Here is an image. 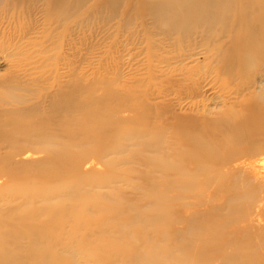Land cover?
<instances>
[{"label":"rangeland","instance_id":"374dc122","mask_svg":"<svg viewBox=\"0 0 264 264\" xmlns=\"http://www.w3.org/2000/svg\"><path fill=\"white\" fill-rule=\"evenodd\" d=\"M100 2H89L77 16L62 23L58 22L56 12H8L0 3V31L5 33L0 37V115L5 114L6 108L15 107L2 97L10 86L19 87L15 93L29 98L27 105L35 104L39 109H46L50 98L67 91L79 99L107 94L103 96L106 102H110L108 91H115L127 98L129 107L113 114L116 119L110 117L111 111H105L125 130L137 124L135 106L141 105L150 111L151 117H159L161 123L168 125L175 118L205 125L229 114L231 106L224 97L230 89L220 91L217 83H208L213 76L203 81L197 80L196 72L191 76V70L205 64L203 50H196L192 57L181 56V49L168 47V42L161 43L160 35L150 32L149 16L131 25L122 24L123 11L131 8L130 0H122L116 16L107 10L100 14ZM146 27L149 34L145 33ZM2 44L8 49L2 50ZM159 44L168 50L159 49ZM163 58L166 60L161 61ZM252 79L250 89L264 96V62ZM249 94L245 92V97ZM236 107L237 111L242 108ZM140 127L150 134L139 136L138 145L118 133L119 143L125 149L118 154L111 153L112 141L107 140L108 145L96 153L90 150L95 144L93 139L74 138L79 145L69 149L84 153L77 171L79 178L61 175L43 182L35 165L47 154L21 141V151L12 163H18L16 173L26 179L14 182L13 174L0 168V193L10 191L11 185L39 193L38 188L43 185L82 182L76 200H66L69 207L77 205L80 218L70 215L71 208L67 206V216L56 213L62 222L53 231V241L39 243L43 248L52 246L61 264H185L187 259L190 264L189 259L201 250L203 257L198 261L204 264H264V165L257 162L264 159V153L242 158L251 161V167L247 166L245 171L229 169L223 181L210 180L209 164L186 155V144L169 125L165 130L162 127L165 132L159 139L165 136L169 143L174 135L172 150L182 156L176 170L164 174L146 163V159L159 158L160 154L152 152L150 146L139 145L153 142L152 131L157 128L153 124ZM10 150V146L1 147L0 159ZM108 161L113 164L107 165ZM225 171H214L213 177ZM111 176L112 184L105 185L103 179ZM152 191L159 193L158 202ZM164 200L169 212L165 221L157 215L164 209ZM61 201L35 198L30 204L19 205L23 199L17 196L12 203L0 201V211H18V215L39 210L37 221L49 224L54 211L49 208L57 207ZM85 204L90 205L85 208ZM7 239L14 255H29L33 238ZM150 250L158 256L154 262L148 259Z\"/></svg>","mask_w":264,"mask_h":264},{"label":"bare ground","instance_id":"6f19581e","mask_svg":"<svg viewBox=\"0 0 264 264\" xmlns=\"http://www.w3.org/2000/svg\"><path fill=\"white\" fill-rule=\"evenodd\" d=\"M94 1L98 0H0V3L5 6L8 12L18 10L32 12L38 9L45 10L47 13L56 12L59 15L58 22L62 23L71 18L73 19L85 5L89 2L93 4ZM100 1L102 4L100 14H106L104 11L107 10L108 14L112 16H116L122 2V0ZM130 1L131 8H125V11H123L122 24L131 25L133 21L136 22L138 19L142 21L144 16H149L151 19L150 32L160 35L162 38L161 43L163 41L168 42V47L181 49V52H183L181 56L192 57L196 50H203L205 64L201 69L200 67L197 69L196 66L194 70H191V76L196 72L195 75L199 74L197 78L199 81L213 76L208 83H217V89L220 91L230 89H228L230 94L224 97L225 102L231 106L227 116L225 113L215 122L206 123L205 125H199L182 118H175L172 122H169L173 134L186 144L189 150L186 155L191 159L201 158L203 162L209 164L210 180L214 179L217 182L223 181L225 176L229 175V169L244 168L245 171L247 166L251 167L249 165L250 159L242 158H251L264 153V96L257 95L250 89L253 83L252 76L259 72L264 62V0ZM135 2L138 6L134 4ZM148 28H145L146 34H149ZM4 34V31H0V37ZM152 45L154 46V43ZM158 46L159 49H163L165 52L168 50L166 46L162 47V44ZM5 47L8 46L2 44V50ZM164 60L166 58L161 59V61ZM196 83L198 84V81ZM19 90L20 88L15 86H10L5 90L2 95L3 99L15 107L6 108L3 110L5 114L0 115V148L10 146L11 149L1 157L0 168L9 171V173L11 172L13 174L12 181L14 182L26 179L19 172L16 173L18 163H12V158L21 151L19 145L21 141L27 142L30 146H37L47 154L41 162L35 165L40 174L39 178L43 182L57 176L59 178L61 175H72L73 178H79L77 171L83 161L84 153L83 151L82 153L80 151L73 152L72 149H69L79 145L74 143V138H84L85 136L93 139L95 144L90 150L96 153L108 145L106 144L108 143L107 140L112 141L109 144L111 153L118 154L125 151L124 145L119 143L118 133H121L128 140L136 141V145H138L139 136L146 137L150 134L145 133L140 127L144 124H153L157 129L152 131L153 142L145 141L139 145L142 147L150 146L152 152H158L160 157L168 158L167 161L165 158L161 159L160 157L156 159L148 158L146 163L164 174L175 171L176 166L179 164V157L182 156V153L180 154L179 151L176 153V150H172L174 135L171 136L169 143L165 136L159 139L162 132L164 133L165 128L169 125L164 122L161 123L159 117H151L150 111L142 108V105L135 106V111L138 110L135 118L137 124L128 130H125L122 125L112 119L116 112H123L129 107L127 98H124L122 94L108 91L110 102H106L103 96L107 94H103L100 98L87 95L79 99L73 92L67 91L50 98L46 110L43 107L39 109L35 104L27 105V103H30L28 102L29 98H22L23 95L15 93ZM245 92L251 93L249 94L251 96L246 98ZM132 96L134 97V93L131 94V100H133ZM236 106L242 108L237 111ZM105 110L111 111L110 117H113L109 118ZM40 112L47 114L44 117H37L38 114H41ZM75 112H77V115L74 114ZM162 127L164 130H162ZM73 128H76V130ZM158 132L159 134H157ZM257 162L264 165V159H259ZM112 164V161L107 162V165L111 166ZM6 166L8 167L6 168ZM39 167H41V170L38 169ZM218 170L226 171L224 173L220 172L214 178L213 172ZM236 179L238 178L236 177ZM103 182L105 185H111L113 182L112 176L103 179ZM14 186L11 185V189L7 193H0V201L12 203L17 196L23 199V202L19 205L30 204L35 198L44 202L55 198H60L62 201L57 207L49 208L54 210L50 214L49 224H40L37 221L39 210H31L28 213L22 212L21 214L19 212L18 215V211H15V213L0 211V264H25V262L27 264V261L30 264H61V258L53 253L52 246L43 248L39 243L53 241V231L61 226L62 219L60 215L64 217L67 214V209L71 208L69 214L74 216L75 219L80 218L81 213L79 209H76L77 205L75 208L69 207L66 200L69 198L76 200L74 198L77 197L82 182L80 184L43 185L38 188L41 191L39 193L24 188L21 189V186ZM152 193L157 195L158 202V199L161 198L158 196L159 193L156 194L155 191H152ZM163 204L164 209L162 207L157 215L158 217L163 216L165 221L169 212L166 210L165 200ZM89 205L85 204L84 207L86 208ZM162 211L164 212L161 215ZM56 213L62 214L57 215ZM49 225L52 228L47 229ZM159 229L162 228H157V230ZM7 236L18 241L25 237L33 238L29 255H14V252L7 245L9 243ZM202 252V250L199 251L195 257L189 259L190 264H204V262L198 261L203 257ZM157 258L158 256L153 252L148 257L153 262ZM187 262L188 259L185 264H188Z\"/></svg>","mask_w":264,"mask_h":264}]
</instances>
